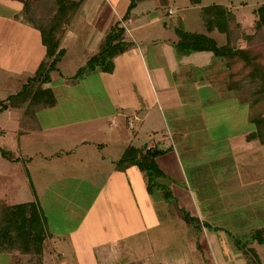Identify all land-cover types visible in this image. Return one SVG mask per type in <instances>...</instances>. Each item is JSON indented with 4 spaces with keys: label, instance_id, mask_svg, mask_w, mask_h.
Returning <instances> with one entry per match:
<instances>
[{
    "label": "rangeland",
    "instance_id": "374dc122",
    "mask_svg": "<svg viewBox=\"0 0 264 264\" xmlns=\"http://www.w3.org/2000/svg\"><path fill=\"white\" fill-rule=\"evenodd\" d=\"M130 1L75 0L77 20L89 30L100 19L105 27L113 22L123 28L126 51L109 64L78 73L91 56L86 59L88 55L83 53L88 51L75 43L87 48L88 40L67 38L70 54L60 58L58 70L50 73L52 81L44 85L52 90L57 104L37 111L35 119L27 123L21 108L0 111V151L12 155L9 159L0 152V203L34 202L43 224L56 223L53 233L63 234L76 228L81 214L75 213L91 206L98 189H107L109 177L117 176L119 170L128 173L126 164L119 162L127 145L140 152L164 150V157L158 155L155 162L180 158L185 185L210 222L218 258L247 254L245 262L250 258L251 264H264V244H248L252 234L264 228V144L246 140L254 128L250 119L264 114V102L251 104L246 81L233 90L226 88L227 71L220 59L213 62L209 53L189 54L177 45L178 30L201 33L217 46L226 44L229 37L212 23V6L222 5L228 12L231 43L264 51V29L256 32L254 28L256 9L264 0H137L129 17L123 19ZM30 2L32 16L48 17L49 0H26L23 17ZM204 9L208 10L205 19ZM19 18L15 21L22 20ZM10 24L0 23V102L21 90L45 56L40 37L35 43L24 38L21 49L18 31L23 32L22 27ZM250 35L255 38L248 45ZM160 53L162 66L169 67L175 82L166 90L154 89L152 84ZM186 88L195 93L187 101L194 107L191 116L182 108L180 91ZM244 97L247 103L241 104ZM177 143L183 144L178 153L171 149ZM136 167L129 171L134 175L129 194L132 207L144 202L138 175H145ZM169 168L178 176L177 168ZM135 194L140 195L138 202ZM123 197L128 199L126 193L121 194L122 202ZM90 217H82L88 230ZM47 240L52 246L43 254L44 263L42 253L36 256L10 250L0 252V264H71L70 257L57 255L63 240L57 236Z\"/></svg>",
    "mask_w": 264,
    "mask_h": 264
},
{
    "label": "crops",
    "instance_id": "0c3cea01",
    "mask_svg": "<svg viewBox=\"0 0 264 264\" xmlns=\"http://www.w3.org/2000/svg\"><path fill=\"white\" fill-rule=\"evenodd\" d=\"M80 1L83 2L84 0ZM24 3H26V0H0V8L3 10L0 13V23H12L22 27L21 30L23 32L18 31L20 36L22 35L21 49L25 44L24 38H28L29 41L32 40L35 43V40L38 41V37H40L39 31L37 30L39 35L37 36L34 32L36 29L28 24V21H25L26 15L23 17L25 11ZM78 12H76L65 31L60 47L65 50V54H70L67 49L68 45H66L67 38L88 40L85 43L87 48L81 43H75L79 49L82 48L84 51H88V53H83L88 55L86 56V59H88L93 53L98 52L110 31V27L114 23L111 22L109 25L108 22L105 27L100 19L96 22V27L89 30L85 24L81 25L80 20H77ZM114 16L115 14L113 13L112 21ZM16 17L18 19L21 17L22 20L17 22L15 21ZM132 21L133 19L129 18V22ZM100 25L103 26L101 31L98 30ZM97 38L99 39L94 41ZM125 38L126 36L123 33L121 39L124 41ZM160 58L161 60L154 65L152 70V84L154 89L157 86L160 90H166L167 87L174 86L175 82L170 77L172 75L169 72V67H164L161 64V53ZM192 92L193 90L190 88L180 91L182 97L180 98L182 105H184L182 108L186 109V112L189 113L188 115L192 113L190 110L192 105H187L189 103L187 102L188 99L191 101L193 98L191 96L195 94ZM110 124L113 126L117 125L113 121ZM129 146L127 145L122 150V153ZM181 146L177 143L171 149L178 153ZM152 147L157 148L158 146ZM165 153L159 156L164 157ZM160 157H156L155 161L158 158L160 159ZM157 165L162 174L154 179V184L150 189H148L146 177L143 174L138 175L140 179L142 178L141 187L144 196V202H141L142 198L139 201L141 205L137 203L136 206H131L132 199L130 202L131 196L129 194L131 195L132 176L134 175L129 173V171L130 168L136 166L126 165L128 173H125V170H119L120 172L117 173V176L109 177L107 189L101 191L98 189L91 206L87 209H79L75 213V215L81 214L78 224L76 226L73 225L76 228L72 226L73 230L55 235L52 231V226H56V223L51 221L50 223H44L45 240L42 263H44L45 255L43 254L45 250L50 251L49 249L52 246L47 239L57 236L63 240L60 244L64 246V249L62 248L59 252L60 254L57 255L58 257L63 255L64 258L70 257L71 264H251L250 258L245 262L248 257L247 254L242 256L236 253H229L230 259L228 260L226 259L228 258L227 256L222 257V260L215 254L212 236L208 228L210 222L206 220L208 218L205 212L203 214V212L199 211L191 190L185 185V174H183L182 162L178 155L177 158L162 159L157 162ZM171 166L178 169V176L171 174L173 173L169 168ZM137 190H139V185ZM125 193L128 199L125 200L123 197L122 202L120 196L121 194L125 195ZM137 196L139 197L140 195H136L134 201L138 200ZM114 202L117 204H114ZM149 205L152 207L150 208ZM132 208H134V211H131ZM88 214L91 215L89 230L83 227L84 221L82 219L84 215L88 216ZM252 241L254 240L250 238L248 244H251ZM241 243L242 241L238 242V245ZM69 245L73 246L71 253H69V250H71Z\"/></svg>",
    "mask_w": 264,
    "mask_h": 264
},
{
    "label": "trees",
    "instance_id": "16d2710c",
    "mask_svg": "<svg viewBox=\"0 0 264 264\" xmlns=\"http://www.w3.org/2000/svg\"><path fill=\"white\" fill-rule=\"evenodd\" d=\"M30 0H28L29 2ZM50 8L46 19L42 16L34 17L30 13V5L27 8V21L33 28L39 31L41 43L45 47V56L39 63L34 74L23 84L21 90L16 94L0 102V111L10 107L23 109L24 120L35 119L37 111L44 108L54 107L57 99L51 89L45 88L51 81L50 73L58 70L57 62L65 54V50L60 47L61 39L73 20L77 11V2L72 0H49ZM137 0H131L128 11L123 19L129 17V11L135 7ZM213 26L229 37L224 45L217 46L213 39L196 32L185 30L177 31V45L186 49L187 53H209L213 62L220 59L223 68L227 73L228 89H235L247 82L250 87L251 104L264 102V51L255 48L239 47L231 43V35L228 29V12L222 5H213ZM207 9H204L205 19ZM210 14V13H209ZM208 14V16H210ZM256 32L264 29V3L256 9V19L254 21ZM124 29L116 23L106 35V38L98 52L92 55L84 66L78 69V73L94 70L97 66L109 64L114 56L125 51L126 46L121 39ZM254 35L246 37L248 45L254 39ZM264 47V46H262ZM239 70H232L235 66ZM104 67V66H103ZM241 76V78H239ZM241 81V83H240ZM241 104H245L246 98H242ZM253 125L247 136V141L258 140L264 144V114H255L250 119ZM2 156L12 159V155L7 151H0ZM164 150L148 148L144 151H137L135 147H127L122 157L121 163L126 165H136L148 181V189L154 184V179L161 176L162 172L158 168L155 159L163 154ZM259 244H264V228L256 230L251 237ZM45 240V229L34 202H23L17 204L0 203V252L16 250L21 254L39 256L42 253Z\"/></svg>",
    "mask_w": 264,
    "mask_h": 264
},
{
    "label": "built area",
    "instance_id": "2783aa9c",
    "mask_svg": "<svg viewBox=\"0 0 264 264\" xmlns=\"http://www.w3.org/2000/svg\"><path fill=\"white\" fill-rule=\"evenodd\" d=\"M130 124H131V122H130Z\"/></svg>",
    "mask_w": 264,
    "mask_h": 264
}]
</instances>
